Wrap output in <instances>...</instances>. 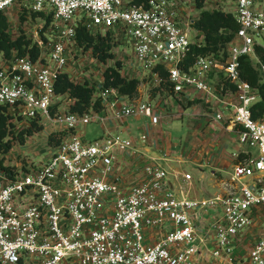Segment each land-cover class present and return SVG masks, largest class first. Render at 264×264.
Instances as JSON below:
<instances>
[{
  "label": "built area",
  "instance_id": "built-area-1",
  "mask_svg": "<svg viewBox=\"0 0 264 264\" xmlns=\"http://www.w3.org/2000/svg\"><path fill=\"white\" fill-rule=\"evenodd\" d=\"M203 1L205 11L234 16L239 29L226 56H199L189 66L191 48L204 46V36L178 0H0V13L19 5L52 15L27 56L0 54V109L49 126L58 140H47L40 162L0 168V264H264V229L253 235L264 218V117H253L261 96L240 69L248 57L264 75L255 52L264 48V0ZM79 27L128 39L153 88L203 101L214 125L238 130L240 150L221 192L192 196L182 186H190L191 174L150 156L147 135L123 134L130 135V120L157 123L143 98L102 88V109L70 112L69 94L56 85L84 50ZM92 123L103 135L91 142L82 129ZM144 157L151 162L143 165Z\"/></svg>",
  "mask_w": 264,
  "mask_h": 264
},
{
  "label": "rangeland",
  "instance_id": "rangeland-1",
  "mask_svg": "<svg viewBox=\"0 0 264 264\" xmlns=\"http://www.w3.org/2000/svg\"><path fill=\"white\" fill-rule=\"evenodd\" d=\"M178 1L181 9L184 10V15L191 20H197L201 12L205 11V7L198 8L192 0ZM23 8V6L17 5L7 12L6 15L10 23L9 32L13 39L25 35L30 40V45H33L38 38L37 33L41 25L44 24V19L41 17L33 19L30 15L31 10L27 9L29 13L26 21L23 22L21 19ZM230 11V9H226V12ZM197 35V31L193 30L191 39H196ZM113 40L115 43L112 50L113 58L106 63L96 59L92 50L78 51L77 54H74L66 72L70 80L79 85L93 88L95 92L93 100H95L103 90L104 71L108 67H116L117 61H120L122 65L120 72L126 79L136 78L141 81L138 98L150 102L155 118H157L156 125L153 120L148 118L130 120V130H128L130 135L125 133L124 127L125 132L123 134L131 136L134 140L138 139L141 133L147 135L148 141L144 147L149 149L150 156L162 159V165L170 168V170L191 174L193 184L191 183L192 185H188L187 188L191 189V193L195 192L199 195L198 197L212 196V194L218 193V189L217 191L213 189L211 192L208 189L209 193H202V191L204 192L202 185L206 182L205 178L209 176L210 167L206 166L207 174L205 177H200L197 169H203L201 165L206 164V161L214 163L217 158V151L221 153V150L226 149V152L232 155L238 147L237 136L227 134L224 129L225 123L222 125L213 124L210 119V108L203 101L188 106L189 102L179 97L162 91H154L153 82L145 77V71L137 65L130 41L121 37H114ZM258 42L264 46V40L260 39ZM71 104L72 101L68 100L67 105L71 106ZM14 123L16 125L15 135L30 126L28 123L16 120ZM85 129L87 141L92 142L103 135L101 127L96 123H92L82 130ZM49 134H51V129L47 126L41 132H35L32 137L27 138L23 145L19 144L18 139L12 140L11 151L0 153V162L5 167L16 170L23 169L29 163L40 162L47 156L46 144ZM139 146H141L140 143ZM212 151L216 154H211ZM205 152H207V156ZM150 162L148 158L144 157L143 165ZM260 213L264 214V211L261 210ZM263 229L264 218L255 228L254 240ZM246 242L247 244L251 243L249 236Z\"/></svg>",
  "mask_w": 264,
  "mask_h": 264
},
{
  "label": "trees",
  "instance_id": "trees-1",
  "mask_svg": "<svg viewBox=\"0 0 264 264\" xmlns=\"http://www.w3.org/2000/svg\"><path fill=\"white\" fill-rule=\"evenodd\" d=\"M203 0H197L196 6L203 7ZM22 21H26L29 11L26 8L22 9ZM33 19L41 17L46 20V25L52 21V15H45L42 12L30 11ZM195 29L200 31L204 36V46H192L190 55L187 60V65H192L199 56H226L229 44L232 42L239 26L234 16L225 14L222 11H203L199 18L195 20ZM10 23L6 14L0 13V54L5 57H11L12 54L17 53L19 56H27L30 40L25 35L13 39L10 32ZM77 42L84 50H92L93 56L102 63H106L109 59L113 58L114 37L111 32L105 36L100 34L93 35L85 27H79L77 34ZM255 52L260 62L264 65V48L261 46L255 47ZM31 57L36 58L38 49L33 47L30 50ZM120 61H117L116 67H108L103 74V89H117L123 96L129 98L139 97V86L141 81L139 79H126L120 72ZM241 75L242 78L247 80L260 94L261 101L252 109L253 117L259 119L264 117V75L261 74L252 64L248 57L241 59ZM56 89L59 93L69 94L72 101L70 112L84 114L90 108L95 110L102 109L101 99L98 98L95 102L94 89L74 83L70 80L67 74L60 76ZM154 91L160 89L153 88ZM94 102V103H93ZM198 101H190L188 106L196 104ZM21 121V119L8 115L5 111L0 109V153H8L12 149V140L18 139L19 144L23 145L26 139L32 137L35 132H41L44 127L37 122H33L28 128L22 129L15 135L14 121ZM12 138V139H10ZM49 144L52 145L56 140L55 134H51ZM2 169L10 171V167H5L0 162Z\"/></svg>",
  "mask_w": 264,
  "mask_h": 264
},
{
  "label": "crops",
  "instance_id": "crops-1",
  "mask_svg": "<svg viewBox=\"0 0 264 264\" xmlns=\"http://www.w3.org/2000/svg\"><path fill=\"white\" fill-rule=\"evenodd\" d=\"M225 131L227 132V134L228 133L229 134H235L237 136V139H238V130L237 129H235V131H230V130H226L225 129ZM239 150L240 149H239V146H238L237 149L232 153V155L228 154V152H226V149L221 150L220 151L221 153H219V151H217L216 152L217 154L214 153V151L211 152V154H216L217 158L214 161V163H211L212 167H210L209 176L207 178H205L206 182H204L203 185H202V188L204 189V192L202 191V193H204V194H205V192H206V194L209 193L208 189L210 190V192L213 189H215L216 191L218 189V191L221 192L220 182L227 179L228 174L231 172L232 166L235 163V159L233 157V154L235 152L239 151ZM205 153H206V156H207V152H205ZM201 166H203L202 167L203 169H197V171L200 173V175H201L200 177H205L206 174H207V172L205 170L206 169V165L204 164V165H201ZM192 184H190V185H192ZM182 186L184 188H188V184L185 183V182L182 183ZM194 193L195 192L191 193V195L192 196H197V197L199 196L198 194L195 193L196 194L195 195ZM215 194H217V192L212 194V195H215Z\"/></svg>",
  "mask_w": 264,
  "mask_h": 264
}]
</instances>
